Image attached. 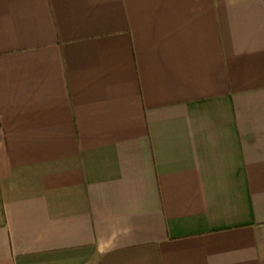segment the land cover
Segmentation results:
<instances>
[{"label":"crops","instance_id":"crops-1","mask_svg":"<svg viewBox=\"0 0 264 264\" xmlns=\"http://www.w3.org/2000/svg\"><path fill=\"white\" fill-rule=\"evenodd\" d=\"M0 264H264V0H0Z\"/></svg>","mask_w":264,"mask_h":264}]
</instances>
